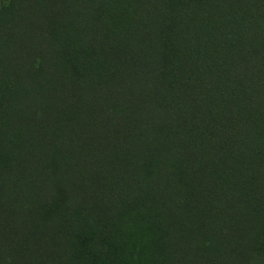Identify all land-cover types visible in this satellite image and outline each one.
<instances>
[{"label": "trees", "instance_id": "obj_1", "mask_svg": "<svg viewBox=\"0 0 264 264\" xmlns=\"http://www.w3.org/2000/svg\"><path fill=\"white\" fill-rule=\"evenodd\" d=\"M5 1L0 264H264V0Z\"/></svg>", "mask_w": 264, "mask_h": 264}, {"label": "rangeland", "instance_id": "obj_2", "mask_svg": "<svg viewBox=\"0 0 264 264\" xmlns=\"http://www.w3.org/2000/svg\"><path fill=\"white\" fill-rule=\"evenodd\" d=\"M4 3H6V1L5 0H1L0 1V6L3 5Z\"/></svg>", "mask_w": 264, "mask_h": 264}]
</instances>
